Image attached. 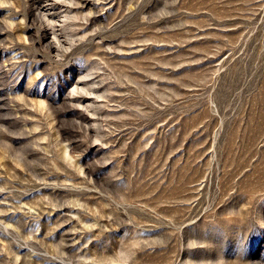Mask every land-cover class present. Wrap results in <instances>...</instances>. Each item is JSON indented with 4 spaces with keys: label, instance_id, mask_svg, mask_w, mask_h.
Wrapping results in <instances>:
<instances>
[{
    "label": "rangeland",
    "instance_id": "374dc122",
    "mask_svg": "<svg viewBox=\"0 0 264 264\" xmlns=\"http://www.w3.org/2000/svg\"><path fill=\"white\" fill-rule=\"evenodd\" d=\"M0 264H264V0H0Z\"/></svg>",
    "mask_w": 264,
    "mask_h": 264
}]
</instances>
